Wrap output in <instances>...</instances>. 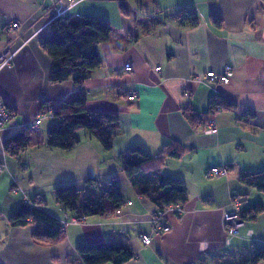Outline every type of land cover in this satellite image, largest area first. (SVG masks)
Returning a JSON list of instances; mask_svg holds the SVG:
<instances>
[{"label":"crops","instance_id":"obj_1","mask_svg":"<svg viewBox=\"0 0 264 264\" xmlns=\"http://www.w3.org/2000/svg\"><path fill=\"white\" fill-rule=\"evenodd\" d=\"M60 1L0 0V55L14 53L0 70V96L24 125L76 93L72 80L49 82L51 60L40 40L59 9L69 19L100 17L110 25V36L98 46L100 66L80 89L89 111L118 114V128L109 151L82 130L80 142L62 151L46 146L53 119L45 118L17 156L8 155L3 142L18 129H0V264H82L77 247L119 242L122 236L134 254L123 264H237L250 258L264 246V212L234 233L222 216L232 200L240 201L242 218L249 204L264 206V195L239 181L241 172L264 169V0ZM182 10L193 11L198 25L175 20ZM212 17L220 19V27ZM12 23L18 28L10 29ZM129 64L132 71L125 72ZM226 66L227 83L194 81L208 72L222 74ZM127 91L136 94L133 102L125 98ZM216 96L235 108L207 115ZM190 113L197 127L189 124ZM247 114L252 117L239 122ZM209 120L212 134L205 131ZM170 142L191 148L160 166L162 174L184 183L187 201L181 214L167 210L160 216L168 232L153 234L158 210L132 188L120 156L139 146L156 157ZM211 167H225L227 175L208 177ZM111 178L124 200L114 215L73 223L76 216L51 196L68 183L98 195ZM32 197L43 199L46 212L62 224L60 239H36L32 226H10L9 216ZM142 234L151 236L148 245Z\"/></svg>","mask_w":264,"mask_h":264},{"label":"trees","instance_id":"obj_2","mask_svg":"<svg viewBox=\"0 0 264 264\" xmlns=\"http://www.w3.org/2000/svg\"><path fill=\"white\" fill-rule=\"evenodd\" d=\"M140 1V0H132ZM180 24L194 28L198 17L191 10H182L173 17ZM212 24L220 27V19L212 17ZM49 34L42 37L40 46L51 60L49 82L61 83L72 80L78 91L64 99L56 107L46 109L51 112L53 122L45 134V144L52 149L69 151L79 142V131L85 130L95 138L104 151L112 148L114 131L118 128V114L112 111H89L86 108V93L81 90L89 73L100 66L98 46L108 41L111 27L104 19L96 16H79L69 19L66 16L56 17L49 25ZM234 104L222 97L210 101L207 115L223 110L232 111ZM188 122L197 127L199 122L192 113L187 114ZM247 114L239 120L244 123L251 118ZM35 128L23 127L3 142L4 151L10 156L28 148ZM191 151L177 142L163 146L160 155H148L141 147L134 146L122 159V170L132 188L138 195L151 201L163 215L167 209L187 201L186 187L178 179L164 175L160 166L166 158H180ZM88 179L87 183L93 182ZM239 181L254 188L264 195V169L257 172H241ZM56 202L72 212L76 219L116 214L124 205L119 183L111 178L100 194L85 193L84 189L73 183L58 185L53 189ZM44 200L32 197L22 202L9 216L11 227L32 226V236L36 239L57 240L63 236L62 224L44 209ZM264 212L261 202H254L243 210V219L252 221ZM119 242L102 244L88 243L77 247V255L82 264H123L132 259L134 254L126 244L127 237L122 236ZM264 262V246L255 248L251 257L237 264H257Z\"/></svg>","mask_w":264,"mask_h":264},{"label":"built area","instance_id":"obj_3","mask_svg":"<svg viewBox=\"0 0 264 264\" xmlns=\"http://www.w3.org/2000/svg\"><path fill=\"white\" fill-rule=\"evenodd\" d=\"M55 1L58 4L61 3L60 0H55ZM64 14H65V10L63 9L58 10V17L64 16ZM17 28H18L17 23H12L10 25V29L12 30ZM13 56L14 53H11L9 51H6L0 55V70H2L5 67H8L11 64ZM124 70L125 72H131L132 66L130 64L126 65L124 67ZM157 70H159V68ZM229 70L230 68L226 66L222 74L217 75L214 72H208L203 76L194 77V81L197 83H201L204 81L207 82L218 81V82L227 83L229 81L227 77V73L229 72ZM125 98L127 99L128 102H133L136 98V94L132 91H127V93L125 94ZM49 117H51L50 111H42L36 116L33 122L24 125H18L17 122L15 121L13 110L9 106H7L5 101L0 96V129L7 128L11 130H17L23 127L36 128L41 124L43 119ZM205 131L210 134L215 132L213 120L208 121ZM206 175L208 177L225 176L227 175V169L225 167H211L208 169ZM240 205L241 203L239 200H232L231 208L223 210L222 221L227 226V230L229 233L232 232L234 233L237 230V228H239L244 222V219L241 217V213L239 211ZM182 209L183 207L181 204H176L170 206L167 210H171L172 212L179 215L182 213ZM79 222H80L79 219H75L73 221V223H79ZM168 231H169V227L160 219V215L157 214L154 217L152 233L162 234ZM150 239H151L150 235L147 234L140 235V240L143 245H148L150 243Z\"/></svg>","mask_w":264,"mask_h":264},{"label":"rangeland","instance_id":"obj_4","mask_svg":"<svg viewBox=\"0 0 264 264\" xmlns=\"http://www.w3.org/2000/svg\"><path fill=\"white\" fill-rule=\"evenodd\" d=\"M43 126H44V124H43L41 127H43ZM41 130H42V129H41ZM80 131H81V130H80ZM82 131H85V130L82 129ZM51 196H52V199H54V198H53V193H52ZM54 200H55V199H54ZM54 200H53V201H54ZM55 201H56V200H55ZM59 205H60V204H59Z\"/></svg>","mask_w":264,"mask_h":264}]
</instances>
